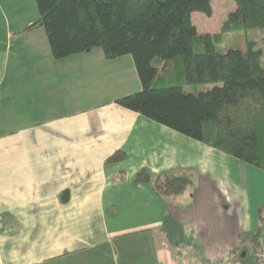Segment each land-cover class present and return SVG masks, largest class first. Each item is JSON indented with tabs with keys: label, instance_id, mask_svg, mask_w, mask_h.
<instances>
[{
	"label": "crops",
	"instance_id": "crops-1",
	"mask_svg": "<svg viewBox=\"0 0 264 264\" xmlns=\"http://www.w3.org/2000/svg\"><path fill=\"white\" fill-rule=\"evenodd\" d=\"M35 20L0 53V264H233L259 227L264 170L120 105L142 88L132 56L55 59L42 26L25 30ZM143 167L200 180L227 211L222 236L202 240L187 188L136 183Z\"/></svg>",
	"mask_w": 264,
	"mask_h": 264
},
{
	"label": "trees",
	"instance_id": "trees-1",
	"mask_svg": "<svg viewBox=\"0 0 264 264\" xmlns=\"http://www.w3.org/2000/svg\"><path fill=\"white\" fill-rule=\"evenodd\" d=\"M39 16L25 30L42 26L52 55L60 59L101 48L108 59L131 55L142 88L117 102L264 170L263 51L217 49L224 35L264 28V0H235L218 32L200 31L192 13L213 15L212 0H36ZM215 84L199 90L202 84ZM117 150L107 162L126 159ZM161 197H175L191 183L189 173H154L143 167L134 176ZM259 227L239 251V264H264V204Z\"/></svg>",
	"mask_w": 264,
	"mask_h": 264
},
{
	"label": "rangeland",
	"instance_id": "rangeland-1",
	"mask_svg": "<svg viewBox=\"0 0 264 264\" xmlns=\"http://www.w3.org/2000/svg\"><path fill=\"white\" fill-rule=\"evenodd\" d=\"M3 3L0 5V53L4 52L5 44H12L13 47L18 45L17 37L15 36L10 42L6 40V30L18 29L21 26L27 25L30 20H35L39 16L36 0H1ZM213 15L209 16L201 11H194L192 13L193 22L197 25L200 31L218 32L221 29L223 21L227 18L228 13L235 9V0H212ZM8 24V26H7ZM255 42L254 48H260L263 51L261 63L264 66V28L249 29L247 31H237L224 35L223 41L218 44L217 49L224 53L230 48L247 49V42ZM1 55V54H0ZM131 56V55H127ZM215 84H202L199 86V90H206L213 87ZM191 176V183L188 185L187 194H194L190 196L194 205L199 206L198 213L199 229L202 240L205 242L214 243L213 239L222 236V224L227 219L226 210L215 212L211 209V206H215L213 202H208L209 197L205 194L199 193L201 188V181L196 177ZM207 190V189H203ZM173 200V199H171ZM218 200V198H217ZM172 201L170 202V208L174 207ZM217 204L221 205L222 203ZM195 231V230H194ZM193 232V231H192ZM246 236V235H244ZM244 237L242 236V239ZM246 244L252 246L251 242L246 239ZM241 249L243 246H240ZM206 248V247H205ZM252 249V247H251ZM215 250V244H210L207 251L213 252ZM252 260L254 259L253 249L251 250ZM239 258L235 257L233 263L236 264Z\"/></svg>",
	"mask_w": 264,
	"mask_h": 264
},
{
	"label": "built area",
	"instance_id": "built-area-1",
	"mask_svg": "<svg viewBox=\"0 0 264 264\" xmlns=\"http://www.w3.org/2000/svg\"><path fill=\"white\" fill-rule=\"evenodd\" d=\"M234 264V263H233ZM236 264H239L238 262Z\"/></svg>",
	"mask_w": 264,
	"mask_h": 264
}]
</instances>
